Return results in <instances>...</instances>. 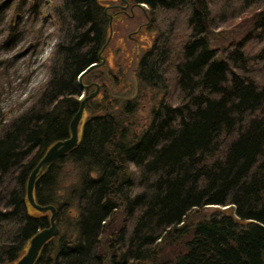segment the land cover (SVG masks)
Here are the masks:
<instances>
[{
  "label": "trees",
  "instance_id": "trees-1",
  "mask_svg": "<svg viewBox=\"0 0 264 264\" xmlns=\"http://www.w3.org/2000/svg\"><path fill=\"white\" fill-rule=\"evenodd\" d=\"M18 1L0 0L1 48L22 38L6 16ZM104 1L62 0L64 37L55 44L51 75L0 133V264L16 261L48 226L49 213L26 199L27 178L46 148L69 134L80 101L77 74L98 61L108 35ZM139 1L187 11L189 38L170 71L161 64L173 90L161 84L163 97L138 134L129 129L127 98L108 103L103 92L102 100L85 101L76 146L34 183L36 201L55 205L59 227L34 264H264V5L242 39L218 50L206 30L242 13L249 0L230 12L221 4L217 22L210 20L215 0ZM25 4L36 19L38 0ZM160 59H170L168 50L153 59L145 53L138 76L148 80V67L159 79ZM65 160L78 175L62 195L57 182ZM208 204L228 205L229 212L189 223V214ZM118 210L123 220L116 230L111 221Z\"/></svg>",
  "mask_w": 264,
  "mask_h": 264
},
{
  "label": "rangeland",
  "instance_id": "rangeland-1",
  "mask_svg": "<svg viewBox=\"0 0 264 264\" xmlns=\"http://www.w3.org/2000/svg\"><path fill=\"white\" fill-rule=\"evenodd\" d=\"M27 1L22 0L23 3L20 4H18V1L15 10L10 8L9 13L6 15L8 19L11 18L12 22L18 25L17 27L21 28L22 38L12 48L0 47V133L8 122L16 118L33 102L42 86L47 82L52 72L51 65L54 64L55 44L64 37L60 29L62 22L66 21V13L61 4L62 0H38V15L36 19L31 20V13L28 11V5L25 4ZM215 1L217 3L216 7L214 6L210 13L211 22H217L219 19L218 13L222 9H219L221 4L224 5L227 12L241 4V0ZM262 5H264V0H249V5H246L242 13H232L224 21H218L214 27L207 29L205 33L209 46L222 50V48L230 47L242 39L248 29L251 28L252 15ZM140 7L145 8L146 6L141 3ZM185 12L187 11L184 9L175 12L158 9L155 13L150 12L148 14L150 17L149 23L152 21V25L150 28H148L149 25L144 26L146 27V36L153 39L159 35L164 48H166V51L168 50V58L170 57L167 60L160 59L161 76L156 81L154 79L159 73L157 71L151 73L148 67L144 69V74H147L148 80L138 76V61L142 57V47L148 44L146 39L141 40L140 46L142 47L138 52H134V50L128 52L134 44L128 43L127 40L125 41L126 48L119 46L115 49L118 35L125 36L126 32L134 28L135 22L131 23V28L126 29V31L123 29V32H118V35H115L112 39V52L110 51L111 54H107L109 78H105L101 68H97L96 71L91 73L94 78L99 79L103 91L106 90V87L108 91L110 90L109 92L104 91L108 96V98H105L108 103L116 102L119 105L125 98L129 100L131 107L129 109V129L131 133L138 134L148 125L152 109L157 107L163 97L161 84L166 85L170 91L173 90L172 86H169L171 84L170 72L164 74L161 64H163V68L169 66L166 69L170 71L171 65L168 63L177 60L183 41L189 38L190 29L189 24L186 22L188 17ZM138 15L140 16L139 21H146L141 11H138ZM122 20H124V23L128 21ZM120 23V20H118L114 27H119L122 30ZM255 44L254 40L249 42V54L251 53L250 50L255 48ZM172 50L174 53L169 56ZM148 61L150 60L148 59ZM81 96L80 94L79 97ZM87 114L88 112L85 109L82 120ZM77 173L78 168L74 162L71 160L63 162L57 182L58 193L62 195L67 193L69 186L76 181ZM206 206L191 212L188 216L189 223L193 224L197 219L206 217L217 210L229 212L228 205L208 204ZM32 209L39 212L34 207ZM46 212L50 214L49 211ZM119 212L120 210L114 211L111 221L112 227L116 230L123 220Z\"/></svg>",
  "mask_w": 264,
  "mask_h": 264
},
{
  "label": "flooded vegetation",
  "instance_id": "flooded-vegetation-1",
  "mask_svg": "<svg viewBox=\"0 0 264 264\" xmlns=\"http://www.w3.org/2000/svg\"><path fill=\"white\" fill-rule=\"evenodd\" d=\"M141 3H143L146 7H140ZM148 9V10H147ZM158 9L155 7H151V5L147 2L144 1H139V0H106L104 3V12L107 14L108 16V25H109V15L112 16V21H111V34L109 33V26H108V35L106 37V40L104 41V43L102 44L99 52H98V61H102L103 62L94 67V68H101L103 71V74L105 75V78H109V71H108V65H107V54H111L112 52V39L114 38L115 35H118V32H123V29H129L131 28V23L135 22V26L133 29H131L130 31L126 32L125 36H119L118 35V39L116 42V47H123L126 48V43L125 41L127 40L128 43H133L134 46L130 48V51L134 52H138L140 51L141 47V40L142 39H146L148 44H145L142 48H143V52H142V57L144 56L145 53L149 54V58L153 59L155 57H157L158 55H162L166 52V48H164L163 46V42L159 39V35L158 37L155 36L153 39L147 37L146 35V27L148 26V28L151 27V22L150 21V17L148 14L151 13H155V11H157ZM138 11H141L143 13V16L146 18V21L142 20L139 21V15H138ZM154 17V16H153ZM155 18V17H154ZM128 20L127 22L124 23V20ZM118 20H120V24L122 25V30H120V28L118 27H114L116 23H118ZM152 20V18H151ZM139 21V22H138ZM146 25V27H144ZM159 34V33H157ZM161 36V35H160ZM143 45V44H142ZM111 51V52H110ZM100 53V54H99ZM141 57V58H142ZM140 58V59H141ZM139 59V61H140ZM139 61H138V69H139ZM94 68H92L90 71H88L82 78V82L84 84H88L86 87H84L83 89L81 88V92L82 95H86L92 91L96 90L95 95L91 96L90 98H99L100 100H102L101 95L103 94V90H102V86L101 83L99 82L98 78H94L91 73H93ZM93 70V71H92ZM113 78V76H112ZM110 91V90H109ZM81 94V93H80Z\"/></svg>",
  "mask_w": 264,
  "mask_h": 264
},
{
  "label": "water",
  "instance_id": "water-1",
  "mask_svg": "<svg viewBox=\"0 0 264 264\" xmlns=\"http://www.w3.org/2000/svg\"><path fill=\"white\" fill-rule=\"evenodd\" d=\"M111 21L112 16L109 15V33L111 34ZM100 54V53H99ZM102 61H92L84 68L80 69L77 78L79 81L80 87L83 89L88 84H84L82 82V77L90 71L92 68L100 65ZM96 90L92 91L86 95H82L79 97V106L69 122V134L67 137L62 139H57L52 142L45 150L43 155L40 159L36 162L34 167L29 173L26 183V199L28 203L36 208L39 211H49V223L48 226H45L38 231H36L28 241L25 251L23 254L13 263L10 264H34L42 246L53 236L57 235L59 231V227L56 223V207L52 203H45L41 204L38 203L35 199L34 195V183L36 180L37 175L42 172L51 162L59 158L64 153L71 150L73 147L76 146L79 135H80V128L82 124V115L84 112L85 101L90 98L91 96L95 95ZM213 206V205H212Z\"/></svg>",
  "mask_w": 264,
  "mask_h": 264
}]
</instances>
